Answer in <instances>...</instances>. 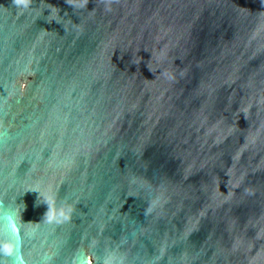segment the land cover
I'll list each match as a JSON object with an SVG mask.
<instances>
[{
	"label": "water",
	"instance_id": "obj_1",
	"mask_svg": "<svg viewBox=\"0 0 264 264\" xmlns=\"http://www.w3.org/2000/svg\"><path fill=\"white\" fill-rule=\"evenodd\" d=\"M0 264H264L261 0H0Z\"/></svg>",
	"mask_w": 264,
	"mask_h": 264
},
{
	"label": "clouds",
	"instance_id": "obj_2",
	"mask_svg": "<svg viewBox=\"0 0 264 264\" xmlns=\"http://www.w3.org/2000/svg\"><path fill=\"white\" fill-rule=\"evenodd\" d=\"M66 3H68L70 6L73 5L74 0H65ZM113 2H118V0H107L108 4H111ZM84 3H87V0H84ZM261 5L264 6V0H261ZM108 10H111L110 8ZM132 63H135L134 61Z\"/></svg>",
	"mask_w": 264,
	"mask_h": 264
}]
</instances>
